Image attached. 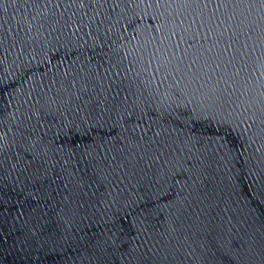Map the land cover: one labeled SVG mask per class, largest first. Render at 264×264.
I'll return each instance as SVG.
<instances>
[{
	"label": "water",
	"instance_id": "1",
	"mask_svg": "<svg viewBox=\"0 0 264 264\" xmlns=\"http://www.w3.org/2000/svg\"><path fill=\"white\" fill-rule=\"evenodd\" d=\"M0 264H264V4L0 0Z\"/></svg>",
	"mask_w": 264,
	"mask_h": 264
},
{
	"label": "snow or ice",
	"instance_id": "2",
	"mask_svg": "<svg viewBox=\"0 0 264 264\" xmlns=\"http://www.w3.org/2000/svg\"><path fill=\"white\" fill-rule=\"evenodd\" d=\"M188 2H189V0H184V3H188ZM244 2L255 3L256 0H244ZM259 2L261 4H264V0H259ZM217 7H219V5H217Z\"/></svg>",
	"mask_w": 264,
	"mask_h": 264
}]
</instances>
